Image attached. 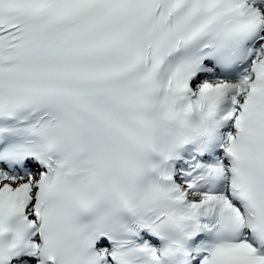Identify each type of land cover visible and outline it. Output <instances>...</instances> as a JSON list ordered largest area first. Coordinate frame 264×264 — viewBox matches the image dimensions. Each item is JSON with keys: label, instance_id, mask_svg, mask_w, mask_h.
I'll use <instances>...</instances> for the list:
<instances>
[{"label": "snow or ice", "instance_id": "obj_1", "mask_svg": "<svg viewBox=\"0 0 264 264\" xmlns=\"http://www.w3.org/2000/svg\"><path fill=\"white\" fill-rule=\"evenodd\" d=\"M0 264H264V0H0Z\"/></svg>", "mask_w": 264, "mask_h": 264}]
</instances>
